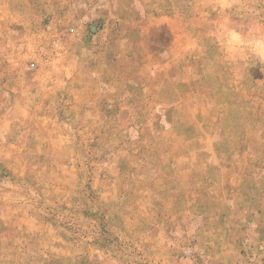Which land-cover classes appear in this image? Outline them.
Here are the masks:
<instances>
[{
	"label": "rangeland",
	"instance_id": "374dc122",
	"mask_svg": "<svg viewBox=\"0 0 264 264\" xmlns=\"http://www.w3.org/2000/svg\"><path fill=\"white\" fill-rule=\"evenodd\" d=\"M225 25L264 0H0V264H264V63Z\"/></svg>",
	"mask_w": 264,
	"mask_h": 264
},
{
	"label": "clouds",
	"instance_id": "9594fccd",
	"mask_svg": "<svg viewBox=\"0 0 264 264\" xmlns=\"http://www.w3.org/2000/svg\"><path fill=\"white\" fill-rule=\"evenodd\" d=\"M214 39L220 45L229 61L254 58L264 63V26L252 25L244 33L228 25L214 33Z\"/></svg>",
	"mask_w": 264,
	"mask_h": 264
}]
</instances>
